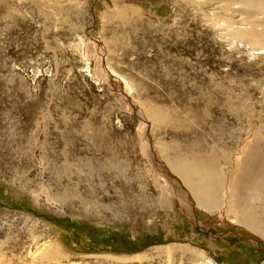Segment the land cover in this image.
Here are the masks:
<instances>
[{
    "label": "rangeland",
    "instance_id": "obj_1",
    "mask_svg": "<svg viewBox=\"0 0 264 264\" xmlns=\"http://www.w3.org/2000/svg\"><path fill=\"white\" fill-rule=\"evenodd\" d=\"M131 3L142 15L124 25L115 12ZM220 7L0 0V264H264V236L237 215L240 166L264 124V54L232 39ZM173 46L195 48L197 67ZM221 82L256 109L238 139L233 116L225 129L205 104ZM179 156L219 170L215 203L198 204L172 165Z\"/></svg>",
    "mask_w": 264,
    "mask_h": 264
},
{
    "label": "bare ground",
    "instance_id": "obj_2",
    "mask_svg": "<svg viewBox=\"0 0 264 264\" xmlns=\"http://www.w3.org/2000/svg\"><path fill=\"white\" fill-rule=\"evenodd\" d=\"M117 1V0H115ZM166 1V0H165ZM190 1V0H187ZM193 1V0H191ZM207 1H211V2H218L220 3L221 7L220 9L223 11V13L225 12L226 16L224 17V14L222 15H218L216 12L215 13L219 16L218 20H220L221 25L226 26V27H230L232 28V32L230 33V36L232 37V39L236 40L239 43H249L251 46H253V54L255 55H259V54H264V0H207ZM126 3V2H125ZM135 3V2H134ZM188 3V2H187ZM196 3V2H195ZM194 3V4H195ZM193 4V3H192ZM196 5V4H195ZM219 8V7H218ZM141 8H137L134 5L131 4H125V5H119V10L115 12V16L121 19V23L124 25L129 24L130 19L134 18V17H140L141 14ZM143 13V12H142ZM171 13V12H170ZM215 14V15H216ZM239 14L242 20V26L240 25H236L234 24V16ZM142 15V14H141ZM173 16V15H172ZM195 17V16H194ZM199 17V16H197ZM214 17V16H213ZM212 17V18H213ZM175 18V17H174ZM192 18V17H191ZM200 18V17H199ZM135 19V18H134ZM172 19V18H171ZM195 19V18H194ZM201 19V18H200ZM133 20V19H132ZM138 20V18H137ZM182 20V19H181ZM212 20V19H210ZM209 20V21H210ZM240 20V19H239ZM136 21V20H133ZM199 21V20H198ZM217 21V20H215ZM201 22V21H200ZM155 23V22H154ZM175 23V22H174ZM187 24V22L185 23ZM215 24H217L215 22ZM214 24V25H215ZM165 25V24H164ZM218 25V24H217ZM177 26V25H176ZM211 26V24H210ZM165 27V26H164ZM163 27V28H164ZM172 27V26H171ZM221 27V26H220ZM177 29V28H176ZM214 29V27H213ZM221 29V28H220ZM180 30V28H179ZM165 31V30H163ZM167 31V30H166ZM182 31V30H181ZM189 33V32H188ZM175 34V33H174ZM179 36V35H178ZM187 39V34L186 37ZM200 39V38H199ZM180 40V38H179ZM188 41V40H187ZM192 41V40H191ZM123 44L121 41H119V39L117 41L114 42V46H119ZM184 44V43H183ZM179 45V44H177ZM181 45V44H180ZM174 49H176L177 51L181 52L183 55H185L186 59L189 60V65L190 68L193 67H197V63H199V55L201 54H197L196 53V49L193 48L192 46H187L188 48H180L179 46H173ZM181 54V55H182ZM195 61V62H194ZM208 62V61H207ZM203 63V62H202ZM209 63V62H208ZM104 64V63H103ZM178 67V66H177ZM254 67V66H253ZM208 68V67H207ZM207 68H203V69H207ZM107 69V68H105ZM184 69V68H183ZM181 68V70H183ZM186 69V68H185ZM215 69V68H214ZM262 69V67H261ZM179 70V69H178ZM177 70V71H178ZM190 70V69H189ZM208 70V69H207ZM188 71V70H187ZM186 71V72H187ZM109 76L114 78L115 81L120 80L124 83V87L127 88V84H125L124 79H121V77H119V75L114 71V70H108L107 71ZM190 72V71H189ZM261 72V71H260ZM188 73V72H187ZM204 74V73H203ZM206 74V73H205ZM210 74V73H209ZM190 75V74H189ZM198 75V74H197ZM197 75H195L196 77H198ZM213 75V74H212ZM185 76V75H183ZM193 76V75H192ZM204 76V75H203ZM201 75V77H203ZM189 77V76H188ZM229 77V76H228ZM204 81L205 83H213L214 78L210 77L208 75L207 72V76H204ZM217 78V77H216ZM186 80V79H185ZM195 80V79H194ZM191 81V80H190ZM189 81V82H190ZM199 81V80H198ZM169 82V81H168ZM196 82V80H195ZM203 82V81H202ZM224 82V81H223ZM221 82V83H223ZM189 84V83H188ZM201 84V83H200ZM214 84V83H213ZM233 85L235 83H232ZM187 85V84H186ZM205 85V84H203ZM220 88L218 90L219 93V100L217 101L216 104H214L212 106V103L209 99H206V106L208 108H211L212 111L211 112H219L218 115L221 116V119H224L225 117L229 118V116L231 115V117L233 116V120L236 121V127L234 128V131L236 132L234 134V136L236 135V139H238V134H240V120L242 122V118H248V120L251 119V117L253 115L256 114V109L253 105L249 104L246 105L244 104L245 102L243 101V99L240 98V96H242L243 94H237L235 92H231L228 93L230 94V96L226 97V92H230V90L227 88V86L223 83V84H219ZM244 85V84H243ZM229 86V84H228ZM238 86V85H237ZM185 87V86H184ZM203 87V86H202ZM232 87V86H231ZM245 87V86H243ZM248 87V86H247ZM234 88L236 89V86L234 85ZM252 88V87H251ZM172 89V88H171ZM188 89V88H187ZM205 90V89H204ZM248 90V89H247ZM170 92V91H169ZM186 92V90H185ZM188 93V92H187ZM204 93V91H203ZM246 93V92H245ZM248 93V92H247ZM211 96V93H209ZM251 94V93H250ZM207 95V94H205ZM204 95V96H205ZM186 96V95H185ZM192 96V95H191ZM233 97V98H231ZM247 97V95H246ZM213 98V97H212ZM188 99V98H187ZM191 99V97H190ZM249 99V98H248ZM204 100V99H203ZM215 100V99H214ZM213 101V100H212ZM254 102V101H252ZM255 104V103H254ZM169 106V105H167ZM166 106V107H167ZM203 106V105H202ZM165 107V106H164ZM168 108V107H167ZM171 108V107H170ZM169 108V109H170ZM154 111V110H153ZM162 111V110H160ZM166 111V110H165ZM152 113V112H151ZM156 113V112H155ZM160 113V112H159ZM157 114V113H156ZM211 115V114H210ZM154 118H156L154 116ZM179 121L181 118H178ZM218 120L219 122L221 121ZM148 120V119H147ZM159 120V119H158ZM247 120V119H246ZM166 121V120H163ZM177 123H182L180 125H184L186 121H180ZM189 121V120H188ZM187 121V122H188ZM227 119L222 120L220 123L222 124L223 128L227 129ZM247 122V121H246ZM217 123V122H216ZM219 123V124H220ZM232 123V122H231ZM218 124V123H217ZM234 124V123H232ZM234 126V125H232ZM244 126V125H243ZM260 126V125H259ZM257 127V129L253 132V142L250 144L249 148H248V152L247 155L245 157V159H243L244 161L242 162V165L240 166V172L242 173V176L244 177V179L239 180V184H238V191L240 192V196L245 193L246 197H244V204L242 205V207L239 209V214H237L240 217V222H242V224L248 225L246 224V222L248 223L249 220H251V225L253 226L254 230L258 233H260L261 235L264 236V231L261 230L260 227V223L263 222L264 223V219L260 220L259 217L264 216V124H262L260 127ZM230 128V125H229ZM223 129V130H225ZM222 130V129H221ZM230 131V130H229ZM223 132V131H222ZM226 132V130H225ZM222 135V134H221ZM230 135V134H229ZM231 136V135H230ZM249 136V135H248ZM247 136V137H248ZM252 136V135H251ZM225 137V136H224ZM245 137V136H244ZM240 138V137H239ZM241 139V138H240ZM251 139V138H250ZM245 140V139H244ZM252 141V140H251ZM197 142V141H196ZM195 142V143H196ZM237 142V141H236ZM239 142V141H238ZM243 142V141H242ZM194 143V144H195ZM218 143V142H217ZM232 144V143H231ZM193 146V145H192ZM201 144H198L197 147L195 149H193L188 156H190L192 158V160L197 161L198 163L201 161V159H203V156H201V154L199 152H201V150L203 148L200 147ZM178 147V146H177ZM200 147V148H199ZM234 147V146H233ZM243 147V146H242ZM199 148V149H198ZM239 148V147H238ZM241 148V147H240ZM206 149V148H205ZM211 149V148H210ZM233 149V148H232ZM245 149V148H243ZM208 150V149H206ZM190 151V150H189ZM211 152H207V154H210L208 156L209 159H213V155L215 153L212 152V150H209ZM231 152V151H230ZM206 154V155H207ZM223 154V153H222ZM232 155V154H231ZM243 155V154H242ZM241 155V156H242ZM245 156V155H243ZM176 158V156H174ZM215 157V156H214ZM189 158V159H191ZM218 158V157H217ZM235 158V157H234ZM216 159V158H215ZM187 157H182L179 156L177 157L176 161H174V163L172 165H174L175 170H178V173L181 174V176L183 177V179L186 181V183L188 184V186L192 189L194 196L196 195V199L198 204H213V202L215 203V198H216V194H217V189L218 186L220 184V179H219V174L218 171L216 169V167L211 164L210 167H205V171H194L191 170V168H189V166L187 164H189V162L187 163ZM205 160V159H204ZM225 160V159H224ZM208 161V160H206ZM217 161V160H216ZM239 161V159H238ZM210 162V160H209ZM219 162V161H218ZM253 163V166L251 165V163ZM202 163V162H201ZM215 163V162H214ZM247 163V164H246ZM197 164V163H196ZM207 164V163H206ZM218 164V163H217ZM228 164V163H227ZM171 165V166H172ZM188 167H187V166ZM194 165V164H192ZM219 165V164H218ZM173 167V166H172ZM173 167V168H174ZM200 167V166H199ZM201 168V167H200ZM199 168V169H200ZM256 169V170H255ZM176 170V171H177ZM222 174V173H221ZM177 176V175H176ZM231 176V175H229ZM226 177V176H225ZM222 178V177H221ZM236 178V177H235ZM234 180V178H233ZM229 184V183H228ZM221 187V186H220ZM224 187V186H223ZM226 188V187H224ZM229 188V187H228ZM222 189V188H221ZM220 189V190H221ZM204 190V192L202 191ZM228 193H227V198L229 199L231 197V192L228 189ZM216 193V194H215ZM234 195V194H233ZM206 196H209L210 202L205 201ZM233 199V198H232ZM237 200V198H236ZM242 200V199H241ZM234 201V200H233ZM228 202V201H227ZM231 202V201H230ZM238 203V202H236ZM262 204L263 207L261 208V214H258L256 216H250L247 214L246 211H251V210H255L257 208L256 204ZM70 204V203H69ZM217 204V203H216ZM234 204V203H233ZM237 205V204H236ZM201 206V205H200ZM205 206V205H204ZM212 206V205H210ZM235 206V205H234ZM73 207V206H72ZM215 207V206H214ZM208 208V207H207ZM237 208V206H236ZM233 210V209H232ZM238 210V209H237ZM226 211H229V208H227ZM236 211V210H235ZM258 211V210H257ZM252 214V212H251ZM259 216V217H258ZM261 221V222H260ZM253 222V223H252ZM249 224V225H250ZM248 225V226H249ZM246 227V226H245ZM251 227V226H249ZM264 229V228H263ZM251 230V229H250ZM46 253V252H45ZM48 253V252H47ZM46 253V255H47ZM49 254V253H48ZM192 256V255H191ZM194 256V255H193ZM45 258V257H44ZM0 260H1V256H0ZM3 262H1L2 264ZM207 263V262H206Z\"/></svg>",
    "mask_w": 264,
    "mask_h": 264
}]
</instances>
